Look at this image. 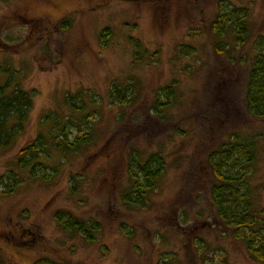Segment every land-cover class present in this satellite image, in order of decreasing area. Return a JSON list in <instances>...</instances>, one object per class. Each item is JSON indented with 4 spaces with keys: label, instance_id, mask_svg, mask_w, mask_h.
Listing matches in <instances>:
<instances>
[{
    "label": "rangeland",
    "instance_id": "374dc122",
    "mask_svg": "<svg viewBox=\"0 0 264 264\" xmlns=\"http://www.w3.org/2000/svg\"><path fill=\"white\" fill-rule=\"evenodd\" d=\"M233 10L243 42L230 21L217 35ZM261 39L264 0H0V66L13 76L0 86L34 95L24 132L0 149V191H11L0 196V264H264L218 215L209 163L235 139L255 144L243 183L261 227L264 119L246 106ZM86 133L78 149L52 147ZM38 139L31 171L21 151ZM147 162L161 174L128 202Z\"/></svg>",
    "mask_w": 264,
    "mask_h": 264
},
{
    "label": "trees",
    "instance_id": "16d2710c",
    "mask_svg": "<svg viewBox=\"0 0 264 264\" xmlns=\"http://www.w3.org/2000/svg\"><path fill=\"white\" fill-rule=\"evenodd\" d=\"M233 12L235 11H231L229 15L222 14L217 17L215 23L218 29L217 35L222 36V31H225L230 21L232 26L228 28L234 30L239 42H243V37L246 35L244 19L236 15L233 21L234 18H230ZM63 27L67 28L65 23ZM108 36L109 31L106 29L101 34L103 45H105ZM259 46L264 47V39L260 40ZM214 49L219 53L221 51L220 43H214ZM7 75L13 77L10 68L0 66V78ZM11 81L10 78L9 82ZM113 91L119 100H123L124 90L115 85L113 86ZM168 91L171 95L172 90L169 89ZM246 93V106L249 113L254 117L264 119V50H261L253 61L249 72ZM33 96V94L16 87L13 91H10L8 82L0 86V149L9 147L24 132L32 107ZM79 132L82 131L80 130ZM90 137L91 134L86 133L71 143L67 139H63L62 142H55L53 140L52 147L63 151L78 149L80 145L88 144ZM65 138H67L66 135ZM237 140L235 139L228 145L223 146L220 151L213 152L209 158L211 171L219 181V185H214L211 189L212 198L216 204L220 218L227 225L235 226L238 234L242 235L250 256L259 262H264V224L259 228L255 226L257 219L250 211L246 195L247 187L244 184L247 175L243 172L254 162L256 146L250 141ZM41 144V139H38L34 144L27 146L21 151L22 158L20 164L23 167L31 166L32 171L36 164V166H39L37 156L40 152L39 148ZM133 164H135V161H132L131 171L135 170V166L132 167ZM149 164L147 162L143 166L136 165V169L141 176L132 173L136 186L128 193V202H133L132 198L135 197L134 195H137L140 199L144 191L152 188L153 181L160 176L162 166L159 167L160 169L151 168ZM235 169L238 171L232 173V170ZM46 176L49 178V175ZM140 177L143 178V183H140ZM10 193L11 191L7 190L0 191V196L9 195ZM57 217L59 218L58 215ZM58 221L65 230L84 232L88 239L92 238L83 224L74 220L60 221L58 219Z\"/></svg>",
    "mask_w": 264,
    "mask_h": 264
}]
</instances>
